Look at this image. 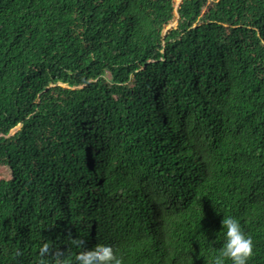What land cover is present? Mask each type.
Listing matches in <instances>:
<instances>
[{
	"label": "trees",
	"instance_id": "1",
	"mask_svg": "<svg viewBox=\"0 0 264 264\" xmlns=\"http://www.w3.org/2000/svg\"><path fill=\"white\" fill-rule=\"evenodd\" d=\"M178 14L164 36L172 0H0V264H215L224 216L264 264V0Z\"/></svg>",
	"mask_w": 264,
	"mask_h": 264
},
{
	"label": "clouds",
	"instance_id": "2",
	"mask_svg": "<svg viewBox=\"0 0 264 264\" xmlns=\"http://www.w3.org/2000/svg\"><path fill=\"white\" fill-rule=\"evenodd\" d=\"M222 226L226 228V239L221 249V256L216 258L215 264H223L221 257H227L232 264H247L253 254V240L244 232L241 223L233 216H224ZM40 256L49 253V246L40 248ZM78 264H123V258L111 245L98 244L93 249L83 251L75 257ZM58 264H65L63 259Z\"/></svg>",
	"mask_w": 264,
	"mask_h": 264
},
{
	"label": "rangeland",
	"instance_id": "3",
	"mask_svg": "<svg viewBox=\"0 0 264 264\" xmlns=\"http://www.w3.org/2000/svg\"><path fill=\"white\" fill-rule=\"evenodd\" d=\"M174 3V17L173 20L165 27L163 35L165 36L168 32L176 29L181 23L182 18L178 14V9L183 2V0H172ZM10 173L6 167H0V179H9Z\"/></svg>",
	"mask_w": 264,
	"mask_h": 264
}]
</instances>
